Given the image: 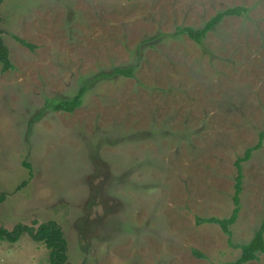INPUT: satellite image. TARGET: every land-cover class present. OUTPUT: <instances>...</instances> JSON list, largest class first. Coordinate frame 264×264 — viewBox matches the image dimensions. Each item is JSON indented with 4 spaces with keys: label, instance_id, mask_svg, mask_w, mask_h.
<instances>
[{
    "label": "rangeland",
    "instance_id": "rangeland-1",
    "mask_svg": "<svg viewBox=\"0 0 264 264\" xmlns=\"http://www.w3.org/2000/svg\"><path fill=\"white\" fill-rule=\"evenodd\" d=\"M233 5L249 10L201 44L174 34ZM0 28V226L55 221L72 264L239 256L264 219V138L230 237L196 220L229 215L234 161L264 129V0H1ZM79 91L70 112L48 106ZM0 264H51L49 249L0 239Z\"/></svg>",
    "mask_w": 264,
    "mask_h": 264
},
{
    "label": "trees",
    "instance_id": "trees-1",
    "mask_svg": "<svg viewBox=\"0 0 264 264\" xmlns=\"http://www.w3.org/2000/svg\"><path fill=\"white\" fill-rule=\"evenodd\" d=\"M1 1V0H0ZM249 10L248 7L244 5H233L229 6L221 11L215 13L211 16L203 26L195 28L192 26H177L174 34H184L192 39L197 44H201L205 34L213 29L217 23H219L224 16L228 15H241ZM16 39L21 42L24 46L28 48H33V45L22 38L16 37ZM0 64L2 69H9L12 65L9 60V49L5 45L2 38V30L0 28ZM132 67H116L115 73L123 75H131ZM81 91V90H80ZM80 91L72 98L61 99L58 102L49 103L48 106L53 110H65L72 111L80 105ZM264 138V129L259 131L258 139L256 143L252 146L247 147L242 155L236 157L234 161V166L236 169L234 192L232 195L233 207L228 216H210V217H198L197 222H208L217 223L223 233L230 237L231 229L230 226L235 222L238 217L240 210V192L242 190V162L247 161L252 152L262 145V140ZM5 199V194H0V202ZM27 232L30 237L37 242H42L46 248L49 249V260L51 264H72L67 258V242L63 236L62 229L53 220H47L41 222L36 228L32 226H27L22 223H17L12 229H7L0 226V239L7 240L9 242L17 241L20 235ZM230 243V241H229ZM236 245V244H235ZM240 248V254L234 260L227 261L223 264H244L250 260L258 258L259 253H264V219L260 222L259 227L254 232L253 236L247 242L237 244ZM196 256H202L203 254L194 251Z\"/></svg>",
    "mask_w": 264,
    "mask_h": 264
}]
</instances>
